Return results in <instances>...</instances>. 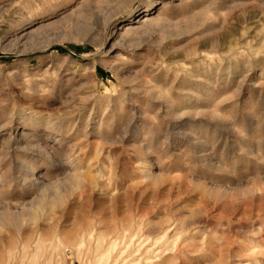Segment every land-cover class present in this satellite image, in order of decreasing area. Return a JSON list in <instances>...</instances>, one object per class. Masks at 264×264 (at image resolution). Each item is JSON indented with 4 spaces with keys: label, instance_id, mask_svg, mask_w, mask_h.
<instances>
[{
    "label": "rangeland",
    "instance_id": "rangeland-1",
    "mask_svg": "<svg viewBox=\"0 0 264 264\" xmlns=\"http://www.w3.org/2000/svg\"><path fill=\"white\" fill-rule=\"evenodd\" d=\"M0 264H264V0H0Z\"/></svg>",
    "mask_w": 264,
    "mask_h": 264
},
{
    "label": "bare ground",
    "instance_id": "bare-ground-1",
    "mask_svg": "<svg viewBox=\"0 0 264 264\" xmlns=\"http://www.w3.org/2000/svg\"><path fill=\"white\" fill-rule=\"evenodd\" d=\"M144 16H146V15H144ZM142 19H143V18H142ZM140 20H141V19H139V20L137 19V21H140ZM143 22H144V21H143ZM139 23H140V22H139Z\"/></svg>",
    "mask_w": 264,
    "mask_h": 264
}]
</instances>
